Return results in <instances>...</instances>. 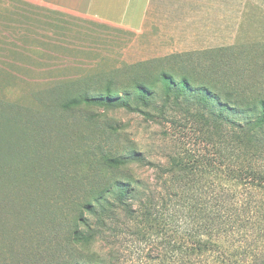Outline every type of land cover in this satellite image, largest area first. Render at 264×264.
Wrapping results in <instances>:
<instances>
[{
  "label": "rangeland",
  "instance_id": "rangeland-1",
  "mask_svg": "<svg viewBox=\"0 0 264 264\" xmlns=\"http://www.w3.org/2000/svg\"><path fill=\"white\" fill-rule=\"evenodd\" d=\"M7 2L0 0V12ZM19 6V25L8 21L12 28L0 27V112L9 116V108L17 104L25 121L18 136L20 148L0 162V176L8 179L0 181V263L84 261V255L94 251L99 264H170L168 254L156 245L164 239L162 232L144 236L140 225L121 217L118 235L103 234L89 250L65 239L79 212L84 216L82 203L103 181L101 153L134 149L154 165L166 164L176 142L182 141L206 158L208 148L200 143L198 132L167 129L166 137L162 124L140 113L94 107L65 112L57 106L47 111L45 106L100 88L109 77L120 81L117 69L170 55L164 51L174 48V42L138 36L33 1ZM233 18L231 38L217 37V43L211 37L187 38L175 47L188 51L178 53L248 51L247 62L264 68V0H234ZM190 62L203 71L205 65L224 59L193 54ZM133 172L149 188L157 185L154 167ZM241 232L246 234L229 231L219 238L218 251L196 258V264H264V220Z\"/></svg>",
  "mask_w": 264,
  "mask_h": 264
},
{
  "label": "trees",
  "instance_id": "trees-1",
  "mask_svg": "<svg viewBox=\"0 0 264 264\" xmlns=\"http://www.w3.org/2000/svg\"><path fill=\"white\" fill-rule=\"evenodd\" d=\"M249 53L218 48L136 62L117 69L120 81L109 77L100 88L45 106L47 111L57 106L65 112L94 107L140 113L162 124L166 137L175 128L198 132L209 152L202 158L177 141L166 164L158 165L134 149L101 153L103 181L82 203L84 216L79 212L65 242L89 250L103 234L118 235L121 217L140 225L144 236L162 232L156 245L170 264H196V258L214 255L217 240L229 231L243 235L249 224L264 220V68L248 63ZM193 54L224 62L197 71ZM15 105L9 116L0 112V162L20 148L25 121ZM143 167L155 168L158 186L149 188L136 178L133 169ZM2 169L0 163V174ZM97 257L91 251L84 261L52 258L49 264H99Z\"/></svg>",
  "mask_w": 264,
  "mask_h": 264
},
{
  "label": "crops",
  "instance_id": "crops-1",
  "mask_svg": "<svg viewBox=\"0 0 264 264\" xmlns=\"http://www.w3.org/2000/svg\"><path fill=\"white\" fill-rule=\"evenodd\" d=\"M10 1L12 3L8 0L6 7L0 12L1 28L8 26L12 28L11 25L6 24L8 21L13 23L16 21V24L19 25L18 11L23 10L19 9V4H24L26 0ZM27 1H33L55 11L67 12L128 30L138 36L170 38L169 41L171 43L173 41L175 46L177 42H185L187 38L211 37L215 39L213 43H217V37L226 38L228 36L231 38L233 36L234 0ZM231 43L228 44L231 45ZM175 46L174 48L169 46V49H166L164 53L174 54L188 51L176 49ZM206 49L208 48L203 50Z\"/></svg>",
  "mask_w": 264,
  "mask_h": 264
}]
</instances>
